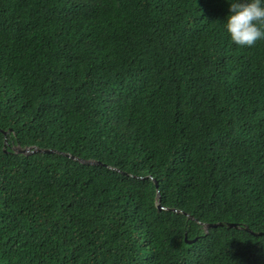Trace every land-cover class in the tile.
Here are the masks:
<instances>
[{"label": "trees", "instance_id": "obj_1", "mask_svg": "<svg viewBox=\"0 0 264 264\" xmlns=\"http://www.w3.org/2000/svg\"><path fill=\"white\" fill-rule=\"evenodd\" d=\"M227 12L0 0V264H264V39Z\"/></svg>", "mask_w": 264, "mask_h": 264}, {"label": "clouds", "instance_id": "obj_2", "mask_svg": "<svg viewBox=\"0 0 264 264\" xmlns=\"http://www.w3.org/2000/svg\"><path fill=\"white\" fill-rule=\"evenodd\" d=\"M225 2L228 5V12L222 20V26L235 45L252 47L257 41L264 39V0H225ZM15 146L12 147L13 150ZM34 149L33 147L31 150Z\"/></svg>", "mask_w": 264, "mask_h": 264}, {"label": "water", "instance_id": "obj_3", "mask_svg": "<svg viewBox=\"0 0 264 264\" xmlns=\"http://www.w3.org/2000/svg\"><path fill=\"white\" fill-rule=\"evenodd\" d=\"M14 150L16 151V152H24V153H31V152H33V150H31V148L30 147H27V148H21V147H19L18 145H16L15 147H14ZM44 151H50L49 149H44ZM66 155L67 156H70L68 153H66ZM70 157H72V158H75V157H73L72 155L70 156ZM76 159V158H75ZM77 160L78 161H80V162H83V163H88V164H92V163H98L97 161H94V160H85V159H81V158H77ZM159 208H162V206L161 205H157ZM188 217H190L191 218V216L189 215ZM216 224H218V223H207V224H205V230L208 228V227H210V226H214V225H216ZM228 225H234L233 223H228Z\"/></svg>", "mask_w": 264, "mask_h": 264}]
</instances>
